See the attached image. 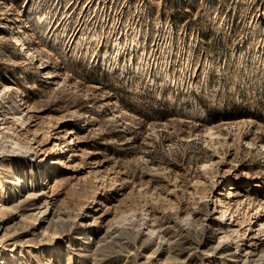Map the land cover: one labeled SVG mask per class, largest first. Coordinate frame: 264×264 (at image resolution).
Instances as JSON below:
<instances>
[{
    "label": "rangeland",
    "instance_id": "374dc122",
    "mask_svg": "<svg viewBox=\"0 0 264 264\" xmlns=\"http://www.w3.org/2000/svg\"><path fill=\"white\" fill-rule=\"evenodd\" d=\"M263 215L264 0H0V264H264Z\"/></svg>",
    "mask_w": 264,
    "mask_h": 264
},
{
    "label": "bare ground",
    "instance_id": "6f19581e",
    "mask_svg": "<svg viewBox=\"0 0 264 264\" xmlns=\"http://www.w3.org/2000/svg\"><path fill=\"white\" fill-rule=\"evenodd\" d=\"M2 153H3V152H2ZM2 153H1V154H2ZM6 154H7V153H6ZM6 154L3 153V154L1 155V157H4V156H12V155H9V154L6 155ZM19 156H20V155H19ZM40 164H42V163L40 162ZM43 172H44V170H43ZM21 181H22V180H19V181H17V182L15 183V184H17V185H16L17 188H19L18 192H20L21 184H19V183H20ZM219 201L222 202L221 199H220ZM41 212H42V211H41ZM223 212H224V214H226V210H224ZM40 214H41V213H40ZM39 216H40V215H39ZM39 216H38V217H39ZM263 216H264V215H263ZM38 217L35 218V219H36V220L39 219ZM44 229H45V228H44ZM57 246L61 247L60 243H58ZM54 252L56 253L57 251H54ZM61 263H62V262H60L59 264H61ZM64 264H65V262H64Z\"/></svg>",
    "mask_w": 264,
    "mask_h": 264
}]
</instances>
